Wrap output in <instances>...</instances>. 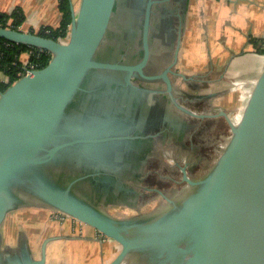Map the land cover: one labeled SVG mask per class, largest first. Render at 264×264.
<instances>
[{
    "label": "water",
    "instance_id": "obj_1",
    "mask_svg": "<svg viewBox=\"0 0 264 264\" xmlns=\"http://www.w3.org/2000/svg\"><path fill=\"white\" fill-rule=\"evenodd\" d=\"M120 1L81 0L76 10L70 0L72 23L65 42L0 27V38L51 55L46 67L0 94V264H47L50 243L61 239H46L39 258L24 234L15 247L4 249L2 230L8 215L29 207L52 209L119 244L121 251L110 264H127L138 252L148 255L145 264H264V72L238 125L226 111L216 116L226 118L232 137L206 175L193 179L187 168L178 165L183 182L193 190L172 214L152 221L124 219L78 192L90 178L69 174L64 162H71L74 153L82 159L90 156L88 145L102 140L87 139L83 127L64 131L62 124L84 120L79 114L85 112L71 114L72 106L85 97L92 83L115 82L121 72L128 85L139 75L147 81H163L173 95L171 68L155 76L144 72L150 57L153 6L159 1L148 0L145 8L144 55L138 64L101 57ZM181 110L193 118L215 117Z\"/></svg>",
    "mask_w": 264,
    "mask_h": 264
},
{
    "label": "flooded vegetation",
    "instance_id": "obj_2",
    "mask_svg": "<svg viewBox=\"0 0 264 264\" xmlns=\"http://www.w3.org/2000/svg\"><path fill=\"white\" fill-rule=\"evenodd\" d=\"M157 1L150 24V57L144 72L147 76H155L171 68L175 73H169L173 98L163 81H147L134 75L132 85H128L127 75L118 72L116 77L119 80L108 84L92 83L88 92L83 93L85 97L72 106L74 111L71 114L85 112L79 114L83 121L65 120L62 124L64 131L83 127L87 139L102 140L88 145L90 156L82 159L74 153L70 157L71 162H64L69 174H86L91 180L85 181L78 189L80 195L114 216L140 221H152L163 214H172L174 206H180L190 195L193 189L183 182L178 165L187 168L191 178L198 179L196 172L199 168L210 165V159L208 162V157L202 155L198 139L207 132L216 131L219 126L223 127L220 119L229 126L224 116L216 117L221 111H226L231 117L230 110L213 104L218 95H200L202 88L195 87L189 81L190 77L185 75L188 78L185 81L179 76L183 74L177 69L182 48L181 32L185 24V0ZM147 3L148 0L119 2V12L102 48V58L131 65L142 60ZM229 99L224 98V101ZM182 106L199 115L215 117L193 118L181 110ZM170 159H174L173 163H169ZM159 169H167L172 175V178L166 177L170 186L179 187L175 194L163 188L162 176L157 173ZM180 188L181 191L185 189L180 192ZM158 191L166 194L173 203L164 200ZM146 256L145 252H138L127 264H145Z\"/></svg>",
    "mask_w": 264,
    "mask_h": 264
},
{
    "label": "crops",
    "instance_id": "obj_3",
    "mask_svg": "<svg viewBox=\"0 0 264 264\" xmlns=\"http://www.w3.org/2000/svg\"><path fill=\"white\" fill-rule=\"evenodd\" d=\"M77 1L73 0L76 10H78L81 0L78 2V7ZM184 9L185 24L181 45L183 47L184 44V48L190 53L188 62L198 59L199 55L196 51L201 50L199 43L212 41L211 50L213 53L211 56L206 53V57L213 65V71L210 72L219 74V77L212 81L205 75H208L209 72L203 73L204 79L200 83V89L202 88L199 92L200 95L207 96L217 93L220 94L219 97H223L225 90L228 89L226 88L229 84L227 75L231 70H234L232 74L235 75L234 77H261L264 72V54L255 52L262 46L258 44L256 48L255 43L264 42V0H185ZM17 12L23 13L25 17L24 23L19 28L24 32L40 34L42 31L58 30L62 25L63 14L59 8V0H0V14L12 15ZM208 49H210L209 46ZM192 50L195 51V54L191 52ZM26 57V53L22 54L23 60ZM180 72L186 74L182 70ZM1 80L6 81L7 78L0 71ZM225 102L220 104L221 109L230 110L231 112H228L232 116L235 107L230 106L229 100ZM241 109V112L245 111L244 107ZM64 224L68 230L56 229L58 231L66 230L64 233L68 235L59 239L67 241L66 247L62 246V252L65 248L67 250L70 248L68 252L72 254L70 257L75 264H93L87 261L88 256L96 253L97 246L92 244L98 246L103 244L106 251L103 253L102 261L108 258V246L113 247L109 240L107 243L103 242L95 236V231L92 228L76 225L72 220ZM81 229L83 231L79 232ZM86 232H90L88 237H84ZM81 238L86 240V243L82 242ZM29 240L31 242V238ZM69 244L71 246H68ZM115 244L117 245V243ZM48 252L49 248L47 255ZM80 252L82 256L77 260V254Z\"/></svg>",
    "mask_w": 264,
    "mask_h": 264
},
{
    "label": "rangeland",
    "instance_id": "obj_4",
    "mask_svg": "<svg viewBox=\"0 0 264 264\" xmlns=\"http://www.w3.org/2000/svg\"><path fill=\"white\" fill-rule=\"evenodd\" d=\"M78 2L79 0L76 2L77 7L79 4ZM59 40L63 41V39H59ZM258 44L262 45V43H259V42L255 43L256 48ZM211 45H213V43L212 41H209V40L199 43V47L201 48V50L196 51L197 55H199L198 59H193L191 60V62H188L190 60L188 58V55L190 53L188 50L184 48V44H183L177 70L184 71L186 73L184 75L192 79V80L190 79L189 81H191L195 85V87H199V88L201 87V84H200L201 80L204 79L203 73L209 72L208 75L207 74L205 75L206 77L210 78L209 80H212V81L216 80L219 77L218 73L213 74L212 72H210V71H213L212 69L213 65L211 64L210 60H208V58L206 57V53L209 54L210 56L213 53V51L211 50ZM208 46L210 49L207 50ZM257 51H258V48L255 50V52ZM191 52L192 53L194 52L195 54V51L192 50ZM233 71L234 70H231V72L228 73L227 75V78L229 79L228 81L229 84L226 87L228 89L225 90V94H223V97H217L215 99L216 101L213 104L218 107L220 106V104H223L222 101H224V98L225 99L230 98L229 99L230 106L235 107L233 108V111H232L233 114L231 116V121L234 123L236 118L239 116V114L244 113V112H241L242 110L241 108L244 107L246 109L248 105L249 99L244 93L243 87L247 86L248 94H250L251 92V88H249L250 84L251 86H254L253 84L254 83L256 84V82L259 80L260 77L259 78L258 77L256 78L255 77H250V78L249 77H242V78L234 77L235 75H232L234 73ZM176 83L179 84L180 83L179 80H176ZM187 91L190 93H196L192 89L191 90L187 89ZM215 94L220 95L217 93ZM230 94H232V96H229ZM209 95H213V94H209ZM250 97H251V94H250ZM220 120L222 121V125H224L223 127L219 126V128L216 131L207 132L205 136H202V138H199L197 141V143L202 145L201 151H202L203 157L204 158L208 157L207 159L208 162L210 159L209 166L204 165L200 167L199 170L196 172L197 174H199L197 176L198 178L206 175V173L214 166L215 162L217 161V159L220 157V155L222 154L224 150L222 148L223 143L225 145L226 141L230 139L229 137H231L230 124L228 126L226 122L223 121V119H220ZM173 160L174 159H170L169 163H173ZM159 170L160 171H157V173H159L158 174L159 177L162 176L161 178H162L163 185H164L163 188L169 192L172 191L171 194H173L176 189H179V187L177 188L174 184L170 186L171 184L168 181L169 180L168 177L172 178V175H170V172L167 169H163V170L159 169ZM177 177H179V175H177ZM184 189L185 188H183L182 191H184ZM182 191L180 188V192ZM122 209L117 208V210H122ZM112 213L114 212L112 211ZM56 215L57 213L53 211L52 209H48V208L41 209V208H35V207L18 209L16 211L11 212L8 215L7 220L3 225V230H2L3 231V242H2L3 248L10 249L12 247H15L18 244L21 236H23L24 234V235H27L29 238H31V247L35 251L36 257L39 258L41 245L46 239L50 237H57V238L63 237L64 238L65 236H68L66 235V233H64V231L66 232V230H59V231L56 230L57 228L68 230L66 225L64 223L62 224V222L59 220V218L56 217ZM68 221L69 220L65 222H68ZM82 231L83 230L81 229V231L79 232H82ZM89 233L90 232H86L85 233L86 235L84 237H88ZM94 234L96 237H99L100 239H102V237L97 232H94ZM80 235L83 236L84 234H80ZM81 236H78V237H81ZM108 240L109 239L105 238L103 242L107 243ZM85 241L83 239L82 242L86 243ZM109 241L110 243H112L113 247L108 246L109 248L108 258L102 261V259L104 258L103 253L106 251V248L103 244H100L99 246L97 244H92V245L97 246L96 253L92 254L91 256H88L87 261L92 262L93 264H109L114 258H116V256L121 251V246L119 244L114 245V243L116 242L112 240H109ZM65 243H67L66 239L63 241H60L59 239H57L50 243L49 246L51 247H48L49 248V252H48V263L49 264H75V262H73L70 257L72 254L68 252L70 251V248L68 250L67 248H65L64 252H62L63 251L62 246L64 247L65 245H67ZM68 246H71V244H69ZM106 255H107V252H106ZM81 256H82L81 252L77 254V257H78L77 260Z\"/></svg>",
    "mask_w": 264,
    "mask_h": 264
},
{
    "label": "trees",
    "instance_id": "obj_5",
    "mask_svg": "<svg viewBox=\"0 0 264 264\" xmlns=\"http://www.w3.org/2000/svg\"><path fill=\"white\" fill-rule=\"evenodd\" d=\"M59 8L63 14L61 27L58 30L50 32L42 31L39 35L56 39L67 38L69 36V29L72 23L70 0H59ZM24 21L25 17L21 12L13 13L12 15L0 14V27L20 30L19 28ZM261 43L262 46L258 52L264 54V42ZM31 49L35 50V54L31 57L30 61L37 64L40 68L46 67L51 59V55L47 51L40 52L34 48L15 44L0 38V71L7 78L6 81H0V94L5 92L7 88L18 80V74L22 71L24 62L22 54Z\"/></svg>",
    "mask_w": 264,
    "mask_h": 264
},
{
    "label": "built area",
    "instance_id": "obj_6",
    "mask_svg": "<svg viewBox=\"0 0 264 264\" xmlns=\"http://www.w3.org/2000/svg\"><path fill=\"white\" fill-rule=\"evenodd\" d=\"M67 38H62L63 39L62 42H65L67 40ZM34 49H36L37 51H40V52L44 51V50H41V49H38V48H34ZM34 54H35V50H33V49H31L28 52H26V56L27 57H26L25 60H23L24 62H23V66H22V71L18 74V80L21 79V78H23V77H25V76L31 75L34 71H37V70L41 69L37 64H34V63H32L30 61L31 57L34 56ZM253 85L255 86V83ZM254 86H251V84H250V86H249L251 88L250 94L252 93ZM243 89H244V93L246 94L247 98L249 99L250 94H248V91H247L248 87L247 86L246 87H243ZM242 118H243V114L242 115H239L236 118V120L234 119L235 120L234 123L238 125V123H240V121L242 120ZM231 137H232V135H231ZM231 137H229V138H231ZM229 140L226 141L225 145L223 143V145H222V148L223 149H225V147L227 146ZM56 217L59 218V220L62 222V224L65 223V221H67V219H68L66 216H64L62 214H59V213H57ZM72 221L76 225H82V224L78 223L75 220H72ZM83 226H85V225H83ZM104 239L105 238H102L101 240L104 241Z\"/></svg>",
    "mask_w": 264,
    "mask_h": 264
}]
</instances>
